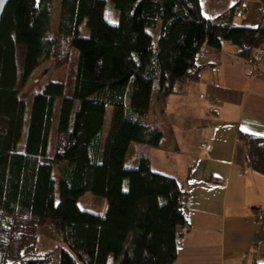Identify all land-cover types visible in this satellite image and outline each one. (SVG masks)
<instances>
[{
    "label": "trees",
    "instance_id": "obj_1",
    "mask_svg": "<svg viewBox=\"0 0 264 264\" xmlns=\"http://www.w3.org/2000/svg\"><path fill=\"white\" fill-rule=\"evenodd\" d=\"M54 1L11 0L0 25V264H174L190 227L188 194L176 178L153 172L146 157L128 166V154L132 144L165 147L150 111L199 79L207 50L229 44L258 65L264 0L254 28L234 24L235 8L206 18L200 0H60L51 33ZM108 2L117 24L106 19ZM150 29H159L157 42ZM51 60L68 73L34 96L20 153L21 93ZM240 138L249 165L264 175V137ZM88 189L104 200L103 211L79 207ZM44 227L60 240L47 252L38 245Z\"/></svg>",
    "mask_w": 264,
    "mask_h": 264
},
{
    "label": "crops",
    "instance_id": "obj_2",
    "mask_svg": "<svg viewBox=\"0 0 264 264\" xmlns=\"http://www.w3.org/2000/svg\"><path fill=\"white\" fill-rule=\"evenodd\" d=\"M200 6L210 20L235 8L234 24L260 23L262 0H200ZM259 50L258 68L229 44L207 50L198 60L199 79L150 111L149 122L166 141L164 148L151 147L150 167L160 154L165 162L156 160L159 167L179 173L188 194L190 227L174 264H264V175L249 165L240 138L264 137V44ZM169 104L183 110L176 127L169 122L167 137L156 112L169 119ZM171 153H179L177 159L167 160Z\"/></svg>",
    "mask_w": 264,
    "mask_h": 264
},
{
    "label": "rangeland",
    "instance_id": "obj_3",
    "mask_svg": "<svg viewBox=\"0 0 264 264\" xmlns=\"http://www.w3.org/2000/svg\"><path fill=\"white\" fill-rule=\"evenodd\" d=\"M59 2L60 0L54 1V15L51 22L50 31L51 33L56 31L57 23H58V10H59ZM106 19L113 23H118V12L115 11L111 5L110 2L107 3L106 7V13H105ZM150 33L154 35L155 42L158 41L159 37V29L155 30H149ZM260 56V55H259ZM255 58V54H254ZM257 67V65H254ZM68 73V66H61L57 67L55 63L51 60L49 62H46L43 64L36 72L33 74L31 79L28 81L26 87L21 93L22 98L26 100V111H25V123H24V131L22 134V138L18 144L17 150L20 153H24L26 149V140H27V133L29 128V121H30V115L32 110V103L34 96L39 93L46 84L49 82H63L65 77ZM190 104H193V101H190ZM61 106L60 99L56 100L55 105V112H54V118H53V124H52V130L49 138V146H48V153L52 154L54 149V143L56 140V131H57V124H58V117H59V110ZM169 112L167 113V116L169 119H164V114L162 112L157 113L156 112V120L158 122H163L162 128L165 130L167 137L171 136V131H168V127H170L169 122H171L172 127H176V124L182 119H180L181 112L183 109H178L177 105L169 104L168 106ZM155 109L153 108V112ZM113 115V108L111 106H108L106 110V117H105V123H104V132L103 136L105 137L107 135V132L110 128V123ZM150 146L146 145H140V144H132L131 150L128 154L126 164L131 167H136L139 164V161L142 157L149 158L151 156H154L152 152L150 151ZM179 153H171L166 155V159H177ZM153 158V167L152 171L155 173H161L165 175H174L178 177V183L181 185V176L179 173L175 171H167L164 169V167H159L156 160L160 162H165V159L160 156V154L156 155ZM156 161V162H155ZM174 168V167H173ZM178 167L174 168L177 169ZM158 170V171H157ZM78 205L82 210L90 211V212H100V210L105 206V202L102 198L96 197L92 194V192L88 189L85 194L78 200ZM60 243V240L58 237H56L51 230L48 227H44L39 231L38 236V245L42 252H47L48 250H51L52 248L56 247Z\"/></svg>",
    "mask_w": 264,
    "mask_h": 264
},
{
    "label": "water",
    "instance_id": "obj_4",
    "mask_svg": "<svg viewBox=\"0 0 264 264\" xmlns=\"http://www.w3.org/2000/svg\"><path fill=\"white\" fill-rule=\"evenodd\" d=\"M11 0H0V25L2 22L3 15L5 13V10L10 3Z\"/></svg>",
    "mask_w": 264,
    "mask_h": 264
},
{
    "label": "built area",
    "instance_id": "obj_5",
    "mask_svg": "<svg viewBox=\"0 0 264 264\" xmlns=\"http://www.w3.org/2000/svg\"><path fill=\"white\" fill-rule=\"evenodd\" d=\"M258 57H259V55H258V53H256V54H255V58H258ZM201 148H202V149H207V145H206V144H202V145H201Z\"/></svg>",
    "mask_w": 264,
    "mask_h": 264
}]
</instances>
